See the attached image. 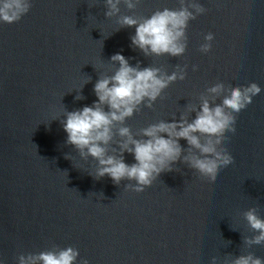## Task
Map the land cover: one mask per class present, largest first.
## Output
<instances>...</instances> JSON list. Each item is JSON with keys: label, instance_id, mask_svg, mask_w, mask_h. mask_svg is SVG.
I'll return each instance as SVG.
<instances>
[{"label": "water", "instance_id": "water-1", "mask_svg": "<svg viewBox=\"0 0 264 264\" xmlns=\"http://www.w3.org/2000/svg\"><path fill=\"white\" fill-rule=\"evenodd\" d=\"M30 2L21 20L0 22V264L69 246L79 251L76 264H212L213 257L227 264L248 252L264 260V244L244 243L255 233L243 215L255 207L264 218V0H195L206 11L189 21L179 57L146 56L133 46L135 27L106 17L105 0ZM180 6V0H140L129 10L121 2L119 15L140 19ZM208 33L214 39L203 53ZM117 53L133 67L185 73L151 108L142 104L125 121L136 138L161 120L191 122L204 100L214 106L231 87L259 85L261 92L236 114V132H226L219 146L234 162L215 182L184 162L190 146L183 139L172 171L140 193L126 188L135 181L95 178L97 161L66 143V110L98 100L94 85L117 70L111 61ZM220 83L219 96L209 92Z\"/></svg>", "mask_w": 264, "mask_h": 264}, {"label": "clouds", "instance_id": "clouds-1", "mask_svg": "<svg viewBox=\"0 0 264 264\" xmlns=\"http://www.w3.org/2000/svg\"><path fill=\"white\" fill-rule=\"evenodd\" d=\"M121 2L127 9L133 10L140 0H105L107 10L104 15L118 17L117 23L121 27H135L132 45L146 56H182L187 47L186 29L189 21L206 11L195 0H180L178 9L163 8L138 19L133 15H119ZM30 8V0H0V22H18ZM213 39L212 33L206 34L200 51L208 53ZM111 61L119 67L114 74L99 78L95 83L94 92L98 100L92 106L66 110L61 121L67 133L66 143L73 145L82 158L91 157L97 161L95 178L108 176L117 185L125 179L135 181V184H128L126 188L137 193L143 192L162 172L172 171V165L182 155L179 141L183 139L190 146L189 154L183 157L184 162L209 183L215 182L219 171L234 162L228 151L219 146L227 140L226 132H236V114L246 109L253 97L261 92L259 85L253 82L247 86L231 87L229 94L224 95L222 101L214 106L204 100L191 122L184 117L172 122L161 120L140 129L141 138H136L125 121L142 104L151 108L171 83L185 79V73L178 68L171 74L161 75L157 67H133L119 53L113 55ZM223 89L224 85L220 83L211 87L209 92L219 96ZM76 99L83 97L77 95ZM117 125L120 127L117 128ZM117 136L121 138L119 151L111 148L110 154L109 146ZM201 137H204L203 141ZM192 149L198 150L199 154L193 153ZM125 152L134 156L135 163L125 162ZM243 215L255 233L246 237L244 243L248 247L264 244V218L258 215L255 207L249 208ZM79 255L77 249L69 246L59 252L49 250L38 254H21L17 259L18 264H76ZM80 264H88V261L84 259ZM212 264H216L215 257ZM227 264H264V260L248 252L232 258Z\"/></svg>", "mask_w": 264, "mask_h": 264}]
</instances>
